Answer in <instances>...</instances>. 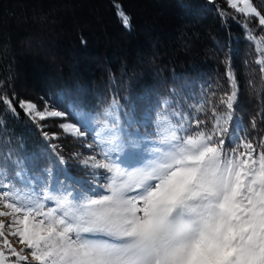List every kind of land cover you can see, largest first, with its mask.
<instances>
[{
  "label": "snow or ice",
  "instance_id": "snow-or-ice-1",
  "mask_svg": "<svg viewBox=\"0 0 264 264\" xmlns=\"http://www.w3.org/2000/svg\"><path fill=\"white\" fill-rule=\"evenodd\" d=\"M226 3L245 18L264 82V34L255 36L249 26L255 19L264 30V10L254 0ZM116 7L130 27V17ZM225 65L228 90L194 106L204 119L165 111L157 117L155 139L124 136L115 101L95 117L96 142L107 150L80 163L104 170L103 193L45 185L41 194L0 183V264H264V134L251 137L246 128L241 133L242 121L233 129L239 92L227 59ZM0 102L16 114L14 98L0 95ZM19 107L38 127V121L67 116L48 105L39 110L30 100H20ZM257 116L264 114L251 117L252 130ZM60 127L85 135L77 124ZM141 139L149 141L142 149L147 156L136 166L125 167L111 155L140 149Z\"/></svg>",
  "mask_w": 264,
  "mask_h": 264
},
{
  "label": "trees",
  "instance_id": "trees-1",
  "mask_svg": "<svg viewBox=\"0 0 264 264\" xmlns=\"http://www.w3.org/2000/svg\"><path fill=\"white\" fill-rule=\"evenodd\" d=\"M117 5L130 27L122 24ZM254 5L264 10V0ZM245 22L226 0H0V95L14 98L16 106L13 114L0 102V162L12 163L19 178L47 167L82 177L73 152L84 149L83 139L64 133L60 122L96 132L95 117L113 101L120 128L151 137L165 111L204 119L194 106L228 90L226 59L239 92L232 127L242 121L241 133L246 128L258 138L264 117L257 116L255 130L250 119L264 114V82ZM257 25L249 22L260 37L264 30ZM20 100L38 108L46 101L67 116L38 121V127ZM82 114L91 118L83 121Z\"/></svg>",
  "mask_w": 264,
  "mask_h": 264
},
{
  "label": "rangeland",
  "instance_id": "rangeland-1",
  "mask_svg": "<svg viewBox=\"0 0 264 264\" xmlns=\"http://www.w3.org/2000/svg\"><path fill=\"white\" fill-rule=\"evenodd\" d=\"M139 56V54H137ZM86 60H89L86 58ZM51 68V67H50ZM33 82H31L32 84ZM30 84V85H31ZM42 103H44V106L47 105L46 101L42 100ZM44 106L41 108H38L39 110H43ZM49 109H53V107L49 106ZM88 118H91L90 116H87V118L83 117V121H87ZM61 124L64 123H70L75 124L70 121H64L60 122ZM78 126V125H77ZM80 127V126H78ZM63 129V128H62ZM80 130L85 133L84 136L80 137L83 139L82 145L84 146V149H78V151L73 152L75 153L77 157V162H79V165L82 167V170H84V175L82 177H71L68 175V172L66 169H60L58 167L57 172L54 170V168H42L41 171L35 175H31L29 179L27 178H19L15 177V170L12 169L14 166L12 163L7 164V162H0V183L11 181L12 183L16 184L19 187H30L32 190L36 191L37 193L42 194V190L47 185L50 190L53 189H65L67 188L68 191H88L89 194H92L93 191L97 193H103V185L106 184V173L103 169H97V170H91L89 168H86L84 165L80 163L81 160L86 159L90 156H96L97 159L101 158V153L104 150H107L104 146L98 144L96 142V132L89 133L85 130H83L80 127ZM64 131V130H63ZM122 134L124 136L132 135L135 137H144L149 135H145L142 132L138 131H129L125 125H122L121 127ZM64 133H68L65 132ZM72 135L71 133H68ZM74 136V135H72ZM52 137L54 135L52 134ZM79 137V136H78ZM152 139H155V137H151ZM141 148L140 149H132L126 147L123 152H113L111 155L114 159H117L121 164L125 167L132 168L138 164V162L147 156V153L143 151L142 149L149 143L148 140L141 139L140 141ZM7 166V167H6ZM53 170V174L51 177L48 175V170ZM18 173V171H17ZM57 180L60 181V183H57ZM78 181V183H77ZM3 190V189H0ZM48 207L54 206L51 201L45 202ZM10 240L13 241V244L15 247L19 248L20 245L15 243V239L12 237H9Z\"/></svg>",
  "mask_w": 264,
  "mask_h": 264
}]
</instances>
